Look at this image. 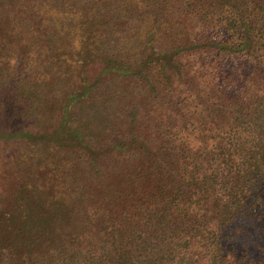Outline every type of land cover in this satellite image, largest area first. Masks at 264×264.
I'll return each mask as SVG.
<instances>
[{"label": "trees", "instance_id": "16d2710c", "mask_svg": "<svg viewBox=\"0 0 264 264\" xmlns=\"http://www.w3.org/2000/svg\"><path fill=\"white\" fill-rule=\"evenodd\" d=\"M0 145V264H264V0H0Z\"/></svg>", "mask_w": 264, "mask_h": 264}, {"label": "rangeland", "instance_id": "374dc122", "mask_svg": "<svg viewBox=\"0 0 264 264\" xmlns=\"http://www.w3.org/2000/svg\"><path fill=\"white\" fill-rule=\"evenodd\" d=\"M77 112H78V115H80V118H81V116L83 115L82 110H78ZM88 113H89V112H88ZM85 125L87 126L86 129L89 130V122H87ZM84 131L86 132V130H84ZM82 133H83V131H82ZM83 134H84V133H83ZM8 145H9L10 147H12V145H10V144H8ZM6 148H9V147H7L6 145H0V152L6 150Z\"/></svg>", "mask_w": 264, "mask_h": 264}]
</instances>
